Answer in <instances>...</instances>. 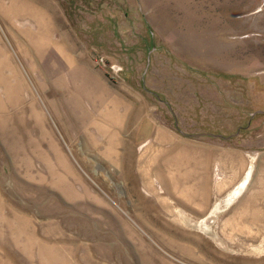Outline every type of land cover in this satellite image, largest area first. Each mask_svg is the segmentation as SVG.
Instances as JSON below:
<instances>
[{
  "label": "rangeland",
  "instance_id": "1",
  "mask_svg": "<svg viewBox=\"0 0 264 264\" xmlns=\"http://www.w3.org/2000/svg\"><path fill=\"white\" fill-rule=\"evenodd\" d=\"M0 264H264V0H0Z\"/></svg>",
  "mask_w": 264,
  "mask_h": 264
},
{
  "label": "bare ground",
  "instance_id": "2",
  "mask_svg": "<svg viewBox=\"0 0 264 264\" xmlns=\"http://www.w3.org/2000/svg\"><path fill=\"white\" fill-rule=\"evenodd\" d=\"M44 20V19H43ZM51 20V19H50ZM46 21V20H45ZM20 80V79H19ZM14 81V80H13ZM14 91V90H13ZM76 94V93H75ZM91 108V107H90ZM103 118V117H102ZM104 122V121H103ZM114 122V121H113ZM100 123V122H99ZM115 135V134H114ZM119 141V140H118ZM93 146V145H92ZM99 148V147H98ZM94 151V150H93ZM95 154V153H94ZM111 155V154H110ZM248 176V175H247ZM249 177L250 176H248L247 178H246V181H243V183H242V186H243V188L245 187V185L247 184V181L249 180ZM240 192V190H238V192L236 191L235 193H239Z\"/></svg>",
  "mask_w": 264,
  "mask_h": 264
}]
</instances>
